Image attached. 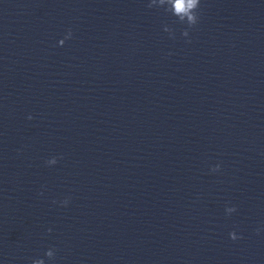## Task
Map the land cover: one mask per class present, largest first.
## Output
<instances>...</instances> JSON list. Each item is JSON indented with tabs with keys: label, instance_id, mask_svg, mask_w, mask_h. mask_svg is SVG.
Returning <instances> with one entry per match:
<instances>
[{
	"label": "clouds",
	"instance_id": "9594fccd",
	"mask_svg": "<svg viewBox=\"0 0 264 264\" xmlns=\"http://www.w3.org/2000/svg\"><path fill=\"white\" fill-rule=\"evenodd\" d=\"M200 5L201 0H149L146 7L149 9L156 8L158 10H163L165 13H170L173 16L177 18V22L181 24H186L187 28H185L181 35L185 38H188L186 42L191 43V39L189 38V30L194 28L200 21ZM163 31L167 32L169 34L170 38H175V31L173 28H171L168 25H165L163 28ZM72 30L68 29L64 38L59 40L58 44L59 46H63L65 44L66 40H69L72 38ZM171 55V53H169ZM33 117L31 115L28 116V119L31 120ZM62 158V157H60ZM58 162L57 157H51L46 161V164L48 166L55 165ZM221 169V165L217 163L215 166L211 168L212 172H219ZM43 195V193H41ZM70 202V197H66L64 200L59 201L60 206L67 207V205ZM53 203H57V201H53ZM237 209L235 206H230L225 208L226 215H231L232 213L236 212ZM262 229L257 228L256 232L257 234H260ZM52 231L51 228L48 229V232L50 233ZM229 238L233 241H236L237 239H242L241 236H237V233L235 231H232L229 233ZM55 253L56 249L49 248L45 252V256L48 258L49 261H52L55 259ZM31 264H46L45 260L43 258H37L33 259L31 261Z\"/></svg>",
	"mask_w": 264,
	"mask_h": 264
}]
</instances>
